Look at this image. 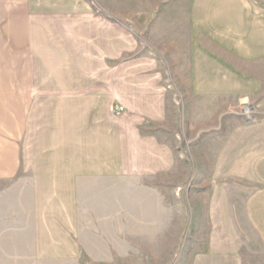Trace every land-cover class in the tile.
I'll list each match as a JSON object with an SVG mask.
<instances>
[{"label": "crops", "instance_id": "obj_1", "mask_svg": "<svg viewBox=\"0 0 264 264\" xmlns=\"http://www.w3.org/2000/svg\"><path fill=\"white\" fill-rule=\"evenodd\" d=\"M44 108L71 109L73 210L96 177L214 190L186 198L216 263L264 264V0H0V182Z\"/></svg>", "mask_w": 264, "mask_h": 264}, {"label": "rangeland", "instance_id": "obj_2", "mask_svg": "<svg viewBox=\"0 0 264 264\" xmlns=\"http://www.w3.org/2000/svg\"><path fill=\"white\" fill-rule=\"evenodd\" d=\"M30 112L20 172L0 182V264H217L222 242L208 235L206 214L191 213L186 198L205 209L214 190L96 177L81 183L73 210L71 109ZM228 191L241 206L251 190ZM229 239L244 262L248 250H258L250 234Z\"/></svg>", "mask_w": 264, "mask_h": 264}, {"label": "built area", "instance_id": "obj_3", "mask_svg": "<svg viewBox=\"0 0 264 264\" xmlns=\"http://www.w3.org/2000/svg\"><path fill=\"white\" fill-rule=\"evenodd\" d=\"M124 111V109L120 106H114L112 109H111V113L115 116H118L119 114H121L122 112Z\"/></svg>", "mask_w": 264, "mask_h": 264}]
</instances>
